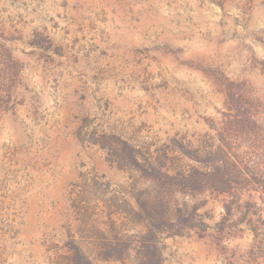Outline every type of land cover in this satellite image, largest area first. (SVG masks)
Instances as JSON below:
<instances>
[{
    "label": "rangeland",
    "instance_id": "374dc122",
    "mask_svg": "<svg viewBox=\"0 0 264 264\" xmlns=\"http://www.w3.org/2000/svg\"><path fill=\"white\" fill-rule=\"evenodd\" d=\"M0 264H264V0H0Z\"/></svg>",
    "mask_w": 264,
    "mask_h": 264
}]
</instances>
